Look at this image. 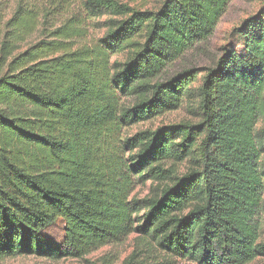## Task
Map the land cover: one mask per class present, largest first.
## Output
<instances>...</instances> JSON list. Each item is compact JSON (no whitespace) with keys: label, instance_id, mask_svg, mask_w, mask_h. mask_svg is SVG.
<instances>
[{"label":"trees","instance_id":"trees-1","mask_svg":"<svg viewBox=\"0 0 264 264\" xmlns=\"http://www.w3.org/2000/svg\"><path fill=\"white\" fill-rule=\"evenodd\" d=\"M230 1L164 0L156 12L112 1L121 18L96 44L75 45L64 25L17 53L36 18L14 13L0 42V260L77 257L132 232L191 264L264 256V4L212 66L153 81ZM184 101L195 121L120 133ZM58 219L59 243L46 233Z\"/></svg>","mask_w":264,"mask_h":264},{"label":"rangeland","instance_id":"rangeland-1","mask_svg":"<svg viewBox=\"0 0 264 264\" xmlns=\"http://www.w3.org/2000/svg\"><path fill=\"white\" fill-rule=\"evenodd\" d=\"M112 1L126 5L134 11L156 12L164 0H0V42L3 37L11 35L10 26H7L6 23L21 8V14H32L36 20L34 26L18 42L19 50L15 53L42 39H48L50 32L64 25L75 28V45L92 46L105 35L111 20L121 18L112 14L108 6ZM263 4L264 0H231L213 32L185 49L176 59L168 62L153 81H165L185 69H202L212 66L220 55L221 48L230 40L232 29L245 17L254 14ZM125 56L126 53L114 55L112 61L122 60ZM188 104L189 102L184 101L176 110L166 111L154 118L125 126L120 133L123 136H130L146 128L154 130L184 120L195 121L196 118ZM123 155L127 160L130 151H126ZM184 167L185 163L181 164L180 170H183ZM154 185L155 182H153ZM153 186L151 181H147L144 185L138 183L134 186L130 196L141 198L149 193ZM261 197L264 201V191ZM258 219L262 224L261 239H263L264 208L258 215ZM46 233L47 236L59 243L63 237V222L60 219L56 220L47 228ZM125 262L127 264H191L187 260L167 254L155 241L146 239L135 232L127 235L122 241L100 246L77 257L68 256L53 259L25 255L0 260V264H124ZM248 264H264V256H256Z\"/></svg>","mask_w":264,"mask_h":264}]
</instances>
